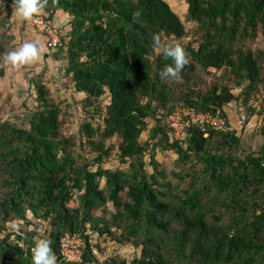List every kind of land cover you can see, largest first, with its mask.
Returning <instances> with one entry per match:
<instances>
[{
    "label": "trees",
    "instance_id": "obj_1",
    "mask_svg": "<svg viewBox=\"0 0 264 264\" xmlns=\"http://www.w3.org/2000/svg\"><path fill=\"white\" fill-rule=\"evenodd\" d=\"M182 1L200 42L184 43L187 29L163 0H40L33 16L58 31L61 47L52 51L46 40V49L66 62L85 117L77 137L66 136L65 109L36 77L27 126L0 118V264H32L38 233L9 229L30 226L29 216L48 226L42 239L57 264H264V113L259 140L245 144L226 112L241 103L254 116L264 93V51L252 48L264 39V0ZM14 7L0 0V24L10 26ZM59 16L65 34L54 25ZM153 34L185 49L179 79L163 75L173 61L154 49ZM9 42L0 32L1 77ZM178 107L224 125H192L177 141L166 122ZM112 140L120 167L104 169ZM158 152L177 156L173 170L156 161ZM66 235L83 242L79 263L62 261ZM101 240L134 254L107 257Z\"/></svg>",
    "mask_w": 264,
    "mask_h": 264
},
{
    "label": "rangeland",
    "instance_id": "obj_2",
    "mask_svg": "<svg viewBox=\"0 0 264 264\" xmlns=\"http://www.w3.org/2000/svg\"><path fill=\"white\" fill-rule=\"evenodd\" d=\"M166 2L172 11L178 15L181 21L184 23L187 29V38L184 40V43L188 41H199L200 34L196 31V26L192 23H189L186 18L187 5L182 0H163ZM9 24H0L1 36L6 33L7 39L10 40L9 47L10 51L16 49L25 39L32 38L38 39L43 45V48L40 52L39 57L31 62L19 65V66H10L6 62L1 64L4 69L3 77L0 76V118L11 119L12 122L18 124V126L26 127L27 125L22 121V119L30 114V110L34 108L35 93L29 87V80L36 77L41 78L42 83L49 89L51 97L59 102L63 109L66 111V115L61 118L62 131L66 136L77 137L78 128L81 122L84 119L83 113V96L78 95L74 92L73 85L70 83V80L64 78L63 68L65 67L66 62L56 61L52 51L46 49V37L30 27L23 19H20L17 16H12ZM54 25L61 31L63 34L66 33L67 27L65 26V18L62 16L57 17L54 21ZM253 49H263L264 51V39L259 37L258 40L254 41L252 44ZM213 76H209L207 82H211ZM238 95L239 90L234 91ZM101 105L109 104V99L103 97L99 100ZM252 105L257 110L254 116L248 114V107H243L236 104H230L226 108L228 117L232 122L234 129L241 134L242 141L247 143H256L257 134L259 127L263 123V113H264V93L257 100H255ZM68 109V110H67ZM150 127H153V123L149 121ZM24 125V126H23ZM148 136L144 133L141 137V142H145ZM262 143H257L261 145ZM108 146H113L114 152L110 156V159L107 163L103 165L104 169H115L120 167L118 157L116 156V140L109 142ZM257 147V146H256ZM80 154L86 160L92 159L93 154L89 148H80ZM177 156L172 152H158L156 155V161L166 169L167 171L173 170L175 166V161ZM147 170L151 173L152 169L149 166V158L145 159ZM121 168H127V166H122ZM94 170V168H92ZM72 207L74 203L70 204ZM30 226L26 227L25 223L22 222H13L9 224V229L18 231L20 229L33 230L38 233V238L46 234L48 226L45 223L37 222L29 216ZM104 253L107 257L121 255L122 257L131 258L134 254L133 250L127 246H114L112 243H104L100 241ZM102 260L105 259L101 256Z\"/></svg>",
    "mask_w": 264,
    "mask_h": 264
},
{
    "label": "clouds",
    "instance_id": "obj_3",
    "mask_svg": "<svg viewBox=\"0 0 264 264\" xmlns=\"http://www.w3.org/2000/svg\"><path fill=\"white\" fill-rule=\"evenodd\" d=\"M14 15L28 20L41 10L40 0H14ZM138 15V13H137ZM152 44L156 51L173 61L163 69V75L179 79L180 73L188 63L185 49L176 42L163 43L159 34H153ZM43 48L38 39L27 38L16 49L6 53L5 62L19 66L36 60ZM32 264H57L56 256L49 239H39L32 250Z\"/></svg>",
    "mask_w": 264,
    "mask_h": 264
},
{
    "label": "built area",
    "instance_id": "obj_4",
    "mask_svg": "<svg viewBox=\"0 0 264 264\" xmlns=\"http://www.w3.org/2000/svg\"><path fill=\"white\" fill-rule=\"evenodd\" d=\"M27 23L37 32L43 34L47 40V47L56 51L61 47V40L58 31L48 21L42 17H31ZM192 125L222 127L223 120L218 116L209 114H197L193 109L178 107L168 117L166 129L173 139L180 141L184 138L185 132ZM83 252V242L76 236L66 235L60 242V253L62 261L67 263H79Z\"/></svg>",
    "mask_w": 264,
    "mask_h": 264
}]
</instances>
